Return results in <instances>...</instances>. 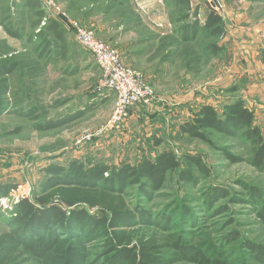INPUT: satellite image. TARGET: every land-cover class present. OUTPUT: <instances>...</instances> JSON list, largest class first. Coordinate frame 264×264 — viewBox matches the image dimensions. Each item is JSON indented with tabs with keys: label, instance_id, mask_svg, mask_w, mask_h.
<instances>
[{
	"label": "rangeland",
	"instance_id": "obj_1",
	"mask_svg": "<svg viewBox=\"0 0 264 264\" xmlns=\"http://www.w3.org/2000/svg\"><path fill=\"white\" fill-rule=\"evenodd\" d=\"M56 2L72 20L96 30L119 49L125 64L144 74L155 97L133 111L121 128H108L116 95L98 90L102 73L92 54L72 32L64 30L61 42L44 30L51 11L27 7L23 0H4L0 69L2 59L16 67L4 76L9 93L0 94V184L18 187L0 198V231L10 229L13 205L21 197L33 196L46 177L44 167L52 162L91 158L135 163L142 155L155 158L170 149L179 157L201 154L210 175H202L197 184H185L179 178L182 166L169 174L164 188L146 206L155 213L172 209L175 220L181 210L186 215L192 212L190 223L179 225L180 234L210 257V264H221L216 259L223 264H256L244 251L246 241L264 244V223L249 196L252 189L264 192V171L250 163L253 144L211 130L206 143L180 132L179 125L201 104L211 103L222 111L224 104L241 97L254 111L255 123L264 128V0H222V9L212 0ZM213 4L224 19L221 37H212L203 28ZM195 11L201 31L195 40L185 42L180 32L194 20ZM40 12L44 17L38 25ZM3 22L21 28L25 36H10ZM40 30L43 35L37 37ZM79 112L84 114L59 128L38 127ZM88 135L91 139L83 140ZM226 153L238 160L233 162ZM215 186L228 189L231 196L209 209L203 198ZM155 232L161 239L167 234ZM237 234L239 239L230 241ZM165 251L174 252L168 247Z\"/></svg>",
	"mask_w": 264,
	"mask_h": 264
},
{
	"label": "trees",
	"instance_id": "obj_2",
	"mask_svg": "<svg viewBox=\"0 0 264 264\" xmlns=\"http://www.w3.org/2000/svg\"><path fill=\"white\" fill-rule=\"evenodd\" d=\"M3 1L0 0V8ZM23 2L33 9H45L42 0ZM195 12L194 20L181 29L180 36L185 42L195 40L201 31L198 12ZM43 17L41 13L38 25ZM69 17L51 12L46 18L44 30L53 33L61 42L64 40V30L72 32L76 38ZM2 24L10 36L18 39L25 36L21 28ZM203 28L212 37H221L225 32L222 12L213 5ZM41 32L36 36L41 37ZM15 67L14 62L2 59L0 77L4 79L0 83V94L9 93L8 79L4 76L12 74ZM143 106L130 109V114ZM83 114L79 112L63 119H53L38 127L59 128ZM179 129L189 137L206 143H210V130L251 142L250 163L264 171V128L255 123L254 111L241 97L224 104L222 111L211 103L201 104L193 117L180 123ZM161 142L158 140L156 145L159 146ZM226 154L233 162L238 160L230 153ZM43 171L46 177L33 196L21 197L13 205L8 219L10 229L0 231V264L212 262L210 257L188 244L180 234L182 229L179 225L190 223L188 217L192 212L186 215V211L181 210L179 219L175 220L172 209L155 213L146 206L164 188L171 172L179 171V178L185 184L199 183L202 175L208 177L210 169L201 154L184 153L179 157L172 150L164 149L155 158L142 155L135 163L124 160L120 164L73 158L67 162H52ZM17 187V184L1 183L0 198L9 196ZM229 196L231 192L228 189L215 186L205 193L203 201L211 209L220 199ZM249 196L258 208L257 216L264 223V192L252 189ZM236 200L244 201L240 198ZM156 229L166 232V236L163 239L158 237ZM238 239L237 234L230 241ZM244 243V251L250 258L256 264H264V244L253 241ZM167 247L174 252L168 254L165 251ZM215 261L223 264L221 259Z\"/></svg>",
	"mask_w": 264,
	"mask_h": 264
},
{
	"label": "built area",
	"instance_id": "obj_3",
	"mask_svg": "<svg viewBox=\"0 0 264 264\" xmlns=\"http://www.w3.org/2000/svg\"><path fill=\"white\" fill-rule=\"evenodd\" d=\"M44 8L55 14L69 17L68 12L56 0H42ZM70 18V17H69ZM71 20L78 42L88 49L102 76L98 88L113 91L116 95L115 105L107 121V127L119 129L130 117V109L140 105H149L155 92L145 82L144 74L125 64L122 55L115 46L97 36L95 30ZM91 139L88 135L83 140Z\"/></svg>",
	"mask_w": 264,
	"mask_h": 264
},
{
	"label": "water",
	"instance_id": "obj_4",
	"mask_svg": "<svg viewBox=\"0 0 264 264\" xmlns=\"http://www.w3.org/2000/svg\"><path fill=\"white\" fill-rule=\"evenodd\" d=\"M212 2L217 6L219 9H222V0H212ZM213 4V6H214Z\"/></svg>",
	"mask_w": 264,
	"mask_h": 264
},
{
	"label": "crops",
	"instance_id": "obj_5",
	"mask_svg": "<svg viewBox=\"0 0 264 264\" xmlns=\"http://www.w3.org/2000/svg\"><path fill=\"white\" fill-rule=\"evenodd\" d=\"M131 117H133V114H132V116Z\"/></svg>",
	"mask_w": 264,
	"mask_h": 264
}]
</instances>
